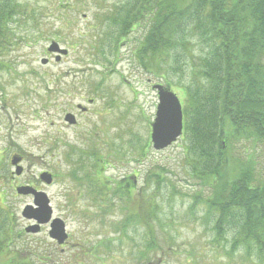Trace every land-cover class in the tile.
<instances>
[{
  "label": "rangeland",
  "instance_id": "rangeland-1",
  "mask_svg": "<svg viewBox=\"0 0 264 264\" xmlns=\"http://www.w3.org/2000/svg\"><path fill=\"white\" fill-rule=\"evenodd\" d=\"M123 1L21 0L28 13L26 23L15 29L16 47L0 57L6 65L0 69V204L12 209L13 225L24 234L12 242L15 252H0V260L20 257L31 264H258L246 259L243 248L229 256L231 243L225 249L214 241L208 207L191 208L193 194L206 198L211 191L195 178L184 138L165 150H154L151 134L158 98L152 86L168 85L184 107L181 86L189 78L173 73L166 64L159 75L138 64L135 53L145 33L142 25L122 41L118 54L104 47L108 41L101 26L105 14ZM97 35L103 36L100 52L90 46ZM52 42L68 50L59 62L56 54L49 57ZM44 58L49 60L47 65L41 64ZM67 113L75 115V126L65 122ZM235 151L242 158L255 156L258 173L264 178L262 145L242 140ZM80 154L86 156L88 173L111 188L112 194L104 196L114 199L111 204L92 201L96 188L74 179L85 175L84 170L77 171ZM14 156L22 157L21 176L11 164ZM95 162L98 168L93 167ZM44 172L52 175L51 185L41 180ZM152 175L158 178L151 180ZM126 180L135 188L134 203L128 209L138 203L143 207L144 195L155 198L162 225L157 224L159 248L153 252L148 249V231L142 226L129 227L127 232L117 227L129 211L122 210L127 204L119 202L113 191L117 183ZM27 185L48 195L54 217L66 224L69 248L60 250L47 227L38 235L25 233L32 220L23 218L22 212L33 205V199L17 195L16 189ZM108 206L112 211H105ZM145 208L151 207L146 204ZM227 238L231 241L233 234ZM144 251L145 261L141 259Z\"/></svg>",
  "mask_w": 264,
  "mask_h": 264
},
{
  "label": "trees",
  "instance_id": "trees-1",
  "mask_svg": "<svg viewBox=\"0 0 264 264\" xmlns=\"http://www.w3.org/2000/svg\"><path fill=\"white\" fill-rule=\"evenodd\" d=\"M26 11L21 0H0V57L16 47L15 29L26 23ZM104 20L106 49L118 54L122 41L142 25L145 33L135 53L138 64L154 75L166 64L173 73L188 76L181 86L184 149L195 178L211 191L206 198L193 194L191 208L208 207L214 241L225 249L231 243L229 256L243 248L247 260L264 264V178L255 156L246 159L235 151L242 140L264 147V0H124L109 9ZM101 37L93 38L94 51L100 52ZM85 155L80 154L77 171L86 172ZM74 179L96 188L94 196L111 191L87 172ZM131 185L128 180L117 183L113 196H133ZM147 203V220L135 219L149 227L153 252L159 248L155 233L161 219L155 198ZM2 205L0 252L9 255L15 252L11 239L24 233L13 225L12 209Z\"/></svg>",
  "mask_w": 264,
  "mask_h": 264
},
{
  "label": "water",
  "instance_id": "water-1",
  "mask_svg": "<svg viewBox=\"0 0 264 264\" xmlns=\"http://www.w3.org/2000/svg\"><path fill=\"white\" fill-rule=\"evenodd\" d=\"M49 53H56V62H59L63 56L68 55V50L62 49L58 43L52 42L48 48ZM49 60L44 58L41 60L42 65H47ZM157 92L158 106L156 118L152 125L151 141L154 150L162 151L173 145L182 136L184 130V114L183 107L178 96L170 89L163 85L157 84L153 87ZM82 108V106H79ZM85 110V109H84ZM69 125H76V117L68 113L64 118ZM22 157L14 156L11 164L15 166V174L22 175L23 168L20 166ZM41 180L46 185L53 183V177L48 172L41 175ZM20 196H33V205L24 208L22 217L27 220H36L37 225L26 228L27 233H36L39 231L41 225L51 223L50 237L58 240L59 244H63L68 237L66 233L65 223L61 219H53V209L50 204L48 195L43 191H38L31 186H22L16 189Z\"/></svg>",
  "mask_w": 264,
  "mask_h": 264
},
{
  "label": "flooded vegetation",
  "instance_id": "flooded-vegetation-1",
  "mask_svg": "<svg viewBox=\"0 0 264 264\" xmlns=\"http://www.w3.org/2000/svg\"><path fill=\"white\" fill-rule=\"evenodd\" d=\"M52 55H55V54H49V57H51ZM73 126H75V125H73ZM84 154H86V153H84ZM86 155H87V154H86ZM87 156H88V155H87ZM86 166H87V165H86ZM93 167H94V163H93ZM86 172L88 173L87 169H86ZM86 172H85V173H86ZM89 173H90V172H89ZM84 185H86L87 187H89V184H84ZM134 190H135V188H133V190H132V194H133ZM28 197H31V196H28ZM31 198L34 200L33 197H31ZM117 198H119V199H118L119 202L127 204V207H125V205H124V206L122 207V210L127 209V210L129 211V213H126V214H125L124 219L122 220L121 224H120L119 226H117V227H119L120 229H122V230H124V231L127 232V230L129 229V227L136 226V225H140V226H142V227L144 228V230L148 231V238H149V240H150L148 249H149V251H151V250H150L151 236H150L149 227L146 225L145 222H143V221H141V220H137V219H135L136 216H137L138 218L142 217L143 219H144V217H145L146 220H147L146 213H147V211H149V209H146L145 206H146V204H147V205H150L149 203H147V201L149 200V198L147 197L146 202H145V204H144L143 207L138 203L136 206L134 205V207H132V208H130V209H128V206H130L132 203H134V202H132V201L135 199V196H131V197H123V198H122V197H117ZM90 199H92V201H95V203L102 204V205H105V204H108V203L111 204L110 200H111L112 202H114V199H112L111 197L109 198V197H104V196H97V197H96V196H90ZM72 200H73V199H72ZM139 201H140V198H139ZM93 203H94V202H93ZM128 204H129V205H128ZM205 208H206V207H205ZM107 210H108V211H109V210L112 211V206H108V207L106 208V211H107ZM29 223H30L29 225H37V224H38V223L36 222V220H32V221H30ZM64 223H65V222H64ZM65 225H66V224H65ZM50 226H51V223H48V224H46V225H41V226H40V229H39L38 232H36V233H31V234H32V235H38V234H40L44 229H46V227L49 228V231H50ZM122 226H124V227L122 228ZM126 232H125V235H127ZM123 234H124V233H123ZM67 235H68V237L66 238V240H65V242H64L63 244H59L58 240L52 239L51 237H50V239L52 240V242H54L56 245L59 246L60 250L63 251L64 249L69 248V244H70V235H69V233H67ZM14 240H15V239H11V242H13ZM147 258H148V257H147V253H146L145 251H144L143 253H141V259H142L143 261H145ZM0 264H31V263H28L27 261H22V260H20L19 258H18V259H10V258H8V259H4V258L2 257L1 260H0Z\"/></svg>",
  "mask_w": 264,
  "mask_h": 264
}]
</instances>
